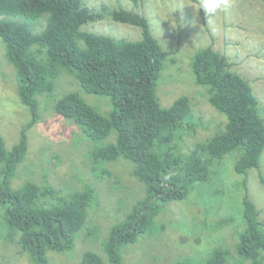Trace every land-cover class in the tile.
Wrapping results in <instances>:
<instances>
[{"label":"trees","instance_id":"obj_1","mask_svg":"<svg viewBox=\"0 0 264 264\" xmlns=\"http://www.w3.org/2000/svg\"><path fill=\"white\" fill-rule=\"evenodd\" d=\"M82 1L0 0V37L19 78V97L32 117L11 149L0 134V207L5 209L7 229L3 240L19 246L33 264H51L48 252L71 251L86 224L87 208L95 200L93 188L50 204L46 199L56 195L52 187L31 182L20 189L11 185L28 153V131L40 120L37 96L52 92L55 80L67 71L86 93L109 97L113 110L102 115L78 93H68L57 100L55 112L79 126L96 144L91 152L93 162L123 158L134 165V175L146 188L144 198L111 228L103 244L112 264H122L121 248L136 243L151 229L161 207L186 199L194 184L209 182L214 159L236 151L240 155L235 172L244 177L246 195L242 202L245 226L238 233L235 264H264L260 212L247 188L248 173L260 167L264 154V118L249 81L232 71L228 58L212 47L196 53L192 61L196 82L206 88L210 104L227 121L222 130L197 143L188 154H178L175 141L180 131L194 129V112L186 96L168 108L160 105L156 86L168 52L153 35L148 20L122 7L109 12L113 21L142 30L137 41L84 31L83 25L104 15L91 12ZM42 20L43 30L35 32L29 22ZM112 134L114 142L102 143ZM233 222L224 218L220 224ZM230 258L229 249L217 247L205 264H228ZM79 264L106 263L100 255L87 252Z\"/></svg>","mask_w":264,"mask_h":264},{"label":"rangeland","instance_id":"obj_2","mask_svg":"<svg viewBox=\"0 0 264 264\" xmlns=\"http://www.w3.org/2000/svg\"><path fill=\"white\" fill-rule=\"evenodd\" d=\"M199 3L200 0H139L137 5L132 0L82 1L91 12L104 15L83 25L84 31L137 41L142 38V30L113 21L109 12L122 7L148 20L153 35L168 52L156 86L158 101L168 108L186 96L194 112V129L180 131L175 141L176 153L182 155L222 130L227 121L210 104L206 88L195 79L192 61L203 48L212 47L224 54L232 71L249 81L264 118V0H231L228 11L212 17L203 9H193ZM104 6L108 8L106 12ZM43 22L29 24L35 32H40ZM39 23L42 27L36 29ZM64 72L55 80L52 92L37 96L40 120L28 131V153L11 185L20 189L31 182L52 187L56 195L46 199L50 204L93 188L95 200L87 208L86 224L78 233L74 248L63 253L49 251L48 257L51 264H79L85 253L94 252L106 264H112L103 244L111 228L127 218L135 204L144 198L146 188L134 175V165L123 158L115 162H93L91 152L96 144L79 126L55 112L57 100L68 93H78L102 115L107 116L113 110L109 97L86 93L72 74ZM18 86L17 72L6 57L0 37V134L8 149L19 141L23 127L32 118L19 97ZM114 141L112 134L102 143ZM239 155L236 151L214 159L212 180L194 184L186 199L161 207L151 229L136 243L121 248L122 264H172L180 260L205 264L209 253L217 247L229 249L232 258L228 264H235L238 233L245 226L244 177L235 172ZM107 171L112 174L106 175ZM247 188L260 212L264 230V154L260 167L249 171ZM4 210L0 207V264H33L19 246L3 240L7 233ZM224 218L234 222L221 225Z\"/></svg>","mask_w":264,"mask_h":264},{"label":"clouds","instance_id":"obj_3","mask_svg":"<svg viewBox=\"0 0 264 264\" xmlns=\"http://www.w3.org/2000/svg\"><path fill=\"white\" fill-rule=\"evenodd\" d=\"M231 8V0H200L195 10L203 9L207 16H214L218 12H226Z\"/></svg>","mask_w":264,"mask_h":264}]
</instances>
